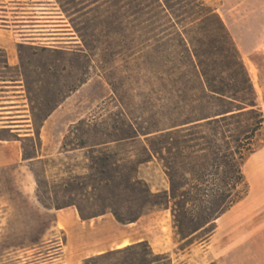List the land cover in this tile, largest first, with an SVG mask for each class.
Here are the masks:
<instances>
[{"label": "rangeland", "instance_id": "rangeland-1", "mask_svg": "<svg viewBox=\"0 0 264 264\" xmlns=\"http://www.w3.org/2000/svg\"><path fill=\"white\" fill-rule=\"evenodd\" d=\"M0 1L6 6L0 7L6 11L0 39L15 41L16 61L9 63L0 48V82H6L0 83V106H23L34 132L17 138L0 130V140H18L20 146L18 161L0 167V264H149L144 247H117L129 234L123 228L133 222H118L105 205L113 202L124 215L128 206L134 209L126 203L129 196H115L125 185L121 175L148 157V132L165 127V115L194 83L185 79L193 72L192 51L182 34L201 36L200 27L137 20L125 0ZM1 20L30 35L8 32ZM262 84L255 89L264 112V75ZM255 142L264 143V131ZM263 149L243 166L248 184L253 159ZM137 177L153 191L170 188L157 161L140 164ZM75 204L90 216L86 221L100 217L105 226L104 233L89 229L83 251L76 230L67 231L65 217L57 216L70 207L80 216ZM130 226L133 235L147 232L156 248L169 249L164 254L170 264H201L199 253L191 260L183 255L186 243L175 235L170 210L145 208Z\"/></svg>", "mask_w": 264, "mask_h": 264}, {"label": "trees", "instance_id": "trees-1", "mask_svg": "<svg viewBox=\"0 0 264 264\" xmlns=\"http://www.w3.org/2000/svg\"><path fill=\"white\" fill-rule=\"evenodd\" d=\"M140 1L125 0L135 19L197 23L203 34L183 32L193 68L185 79L194 83L181 91V103L165 115V127L148 132L152 134L145 148L148 157L138 160L130 174L121 175L125 185L115 196H129L126 203L134 209L128 206L129 214L124 215L113 202L105 208L123 224L136 222L145 208L170 210L176 237L189 247L206 240L216 229V220L248 195L243 166L264 146L255 142L264 131V112L241 54L213 7L204 0H148L152 4L145 8ZM149 161L163 164L168 190L152 191L137 177L139 165ZM91 188L100 191L98 186ZM75 206L83 220L90 218ZM135 246L144 247L149 264H170L167 254L154 253L146 241Z\"/></svg>", "mask_w": 264, "mask_h": 264}, {"label": "crops", "instance_id": "crops-1", "mask_svg": "<svg viewBox=\"0 0 264 264\" xmlns=\"http://www.w3.org/2000/svg\"><path fill=\"white\" fill-rule=\"evenodd\" d=\"M208 2L216 8V11L222 17L250 72L255 88L263 87L264 0H208ZM0 7L5 8L6 6ZM3 13H6V11L0 10V18L5 17ZM1 21L7 23L5 27H7L8 32H19L18 35L22 37L30 35L24 34L22 32L24 30H14L13 27L17 26L9 24L11 22L9 20ZM13 42L15 41L10 39H0V48L6 52L9 63L15 65ZM0 83L6 82L1 81ZM0 88H5V86H0ZM22 107L21 105L0 106V130L15 134L17 138H27L34 135L31 120L24 115L25 111L21 110ZM9 108H18V110L6 111ZM7 113L15 114L10 116ZM48 119L45 123L48 122ZM44 127L45 125L40 130V134ZM18 142V140H0V167L18 161L20 150ZM57 216L58 218L65 217L67 231L72 228L76 230L74 235L77 236L78 250L83 251L88 248L86 241L87 234H90V228L93 227L92 232L104 233L105 226L102 218L96 217L89 221L81 220L77 209L73 207L58 213ZM137 223L138 220L125 225L126 228H123V231L129 232V234H124L125 237L120 240L117 247L135 246L146 241L151 244L152 251L156 254L169 251L165 248H156L155 244L150 242L151 239L147 232H144L141 236L133 235L131 231L134 226L130 225H137ZM101 252H103L102 249L98 250V253ZM195 253L200 254L199 261L201 264H264V149L253 159L251 164L249 193L245 199L216 220V229L206 240L199 242L196 246L185 247L183 255L191 260L190 257Z\"/></svg>", "mask_w": 264, "mask_h": 264}, {"label": "flooded vegetation", "instance_id": "flooded-vegetation-1", "mask_svg": "<svg viewBox=\"0 0 264 264\" xmlns=\"http://www.w3.org/2000/svg\"><path fill=\"white\" fill-rule=\"evenodd\" d=\"M55 30H64V29H55Z\"/></svg>", "mask_w": 264, "mask_h": 264}]
</instances>
